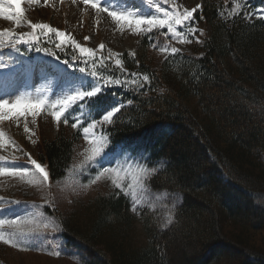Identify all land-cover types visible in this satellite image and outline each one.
<instances>
[{
    "label": "trees",
    "instance_id": "obj_1",
    "mask_svg": "<svg viewBox=\"0 0 264 264\" xmlns=\"http://www.w3.org/2000/svg\"><path fill=\"white\" fill-rule=\"evenodd\" d=\"M232 1L202 2L195 19L209 32L194 56L177 53L157 66L151 46L164 38L152 32L140 35L135 55L120 57L150 81L120 94L125 105L103 132L112 149L132 148L158 167L149 190L181 202L166 227L149 209L135 215L116 193L92 199L82 224L57 213L79 264H264V19L232 14ZM54 53L61 61L81 58L70 48ZM115 96L107 91L101 103ZM76 141L63 131L42 140L37 158L52 182L65 175ZM134 221L143 246L131 240Z\"/></svg>",
    "mask_w": 264,
    "mask_h": 264
},
{
    "label": "rangeland",
    "instance_id": "obj_2",
    "mask_svg": "<svg viewBox=\"0 0 264 264\" xmlns=\"http://www.w3.org/2000/svg\"><path fill=\"white\" fill-rule=\"evenodd\" d=\"M203 1L205 0H173L175 4L180 6V11H183L184 8L192 9L197 5L201 6ZM213 1L226 4L230 0ZM246 1H255L259 5L249 9L244 8L246 9L245 12L257 13V15L251 16L247 20L253 22L260 19L258 15L259 11L264 9V0ZM4 2L6 3V0ZM16 2L21 4L25 13L22 17V26L17 28L12 21L0 18V30L7 29L17 34H23L31 31L27 26L29 21L49 24L53 28L70 34L71 38L82 47L92 49L94 55L80 54L82 56L80 65L81 67L86 66V72L80 73V66L78 68L55 62L44 51L31 56L26 52L21 54L11 47H2L0 48V64H7L8 67L0 69V98L14 102L19 96L27 97L30 95L33 98H44L47 104L68 94L70 83L92 82L93 78L90 75L92 71H97L104 77L115 76L121 80L129 79L126 86L112 85L107 88L132 90L142 88L148 84L143 81L142 76L126 77L121 68L115 65L116 59H120V56L124 53L132 56L136 53L138 39L142 34H134L127 24L121 22L118 25L107 12L92 8L90 6L92 0H89L87 5L83 0H75V2L73 0H48L47 4L44 3V0H40L38 4H29L27 0H16ZM156 3H160V0H156ZM232 3L234 2H230V6ZM101 6L117 12L125 9L148 15L155 12V4H149L148 0H102ZM160 6L171 10L170 4H160ZM191 23L198 29L195 34H188L186 28H177L178 31L188 35L190 43L181 44L174 40L170 34L167 37L162 35L161 33H167L166 28L153 30L164 38V42L151 46L150 53L154 56L157 66L166 58L175 55L171 54V47L179 49L178 53L183 52L194 56L192 45L200 47L202 45L201 40L208 35L209 29L203 23H197L196 21H191ZM201 31L203 35L200 34ZM38 35L41 38L45 37L39 32ZM52 35L55 36L54 33L48 36ZM85 37H89V39L85 41ZM56 43H58L57 40ZM56 43L52 44L48 41L46 45L51 51L66 48L76 50L71 43L58 49L55 47ZM101 44L104 45L103 49L99 48ZM165 46L169 48V51L160 50ZM24 47H26V44L17 45L18 49H24ZM76 51L79 53L78 50ZM29 66L33 67V71L30 76H26L23 69ZM41 66L45 69L43 73L40 71ZM122 68L125 70L123 64ZM60 69L66 70L72 74L73 78L78 79L73 81L65 79L59 71ZM120 73L124 76H121ZM126 73L130 74L127 70ZM132 79L136 80L135 84L131 83ZM119 102L116 100L114 104ZM74 109H76V115H80V110L76 107ZM13 111L24 112L25 110L20 108ZM48 111H51V109L42 110L40 115L35 117L25 114L21 115L18 120L13 118L0 121V132H3L5 136L4 142L0 143V157H4L6 161H11L6 165L7 167L29 170V175L23 179L0 177V220L18 221L14 227L10 228L5 225L0 231H3L6 237L11 238L13 243L19 245V247H12L0 242V264H79L73 250H71L72 254L66 248L62 230L54 215L59 213L61 216H65L72 213L76 221L82 224L88 220L89 210L87 206L90 204L89 202L97 195L114 193L125 195L120 189L113 187L111 181L117 179L114 175L111 178L106 176L96 184H89V180L91 176L95 175L96 169L83 171L76 168L84 158L82 153L89 147L82 134V127L86 126L87 122L91 120L85 116L87 112L84 109L81 126L73 129L71 124L75 120L70 116L66 129L61 130L65 132L67 137L73 133V136L78 138L73 145L72 160L65 175L58 181H49L47 185L42 182L25 154H30L34 160H38L37 156L42 148V140L55 137L59 126L63 125V120L59 124L53 121L51 116L48 115ZM69 111L71 112L72 109ZM25 126L29 129L28 132H25ZM97 132L99 134V129ZM9 140L13 143H8ZM126 149L128 152L121 156V160H124L129 154L135 157L131 148ZM104 152L110 153L108 144L105 146ZM111 159V156H105L101 163L108 166ZM0 166H4L3 161H0ZM112 166L119 167V163L113 160ZM118 182L123 183L127 188L133 182V177L131 175L124 176L122 173ZM84 185L88 186L85 187ZM145 188L144 195L147 196L148 200L146 203L138 205L135 212L132 211L131 197L127 196L130 200L131 211L136 215L140 209L141 211L149 209L159 218L161 226L166 227L171 223V219L170 222L168 220L169 215L171 214L172 217L175 208L181 202L180 196L172 193L153 192L146 186ZM157 195L161 196V199L157 200ZM46 210L49 212H46ZM20 233H24V235L21 236ZM131 237L135 245H145V235L141 224L137 221L133 222ZM56 252H59L60 255H55Z\"/></svg>",
    "mask_w": 264,
    "mask_h": 264
},
{
    "label": "snow or ice",
    "instance_id": "obj_3",
    "mask_svg": "<svg viewBox=\"0 0 264 264\" xmlns=\"http://www.w3.org/2000/svg\"><path fill=\"white\" fill-rule=\"evenodd\" d=\"M39 2L40 0H27V3L29 4H38ZM73 2H75V0H73ZM83 2L86 5L89 4V0H83ZM44 3L47 4L48 0H44ZM148 3L155 4V12L151 15L127 9L120 12H117L116 10H110L107 7L101 6L102 0H92L90 6L94 9H97L98 11L107 12L112 20L118 25H120L121 22L127 24L134 34H147L153 32V30L166 28L167 33H161L162 35L167 37L170 34L174 40L181 44L191 42L188 38V35L178 31L177 28H186L188 34H195L198 29L192 25L191 21L194 20V13L198 8L201 7L200 5H197L192 9L184 8L183 11H180V6L175 4L173 0H160V3H156V0H148ZM160 4H170L171 10L162 8ZM245 4L246 0H244L243 3L240 2V0H234L231 13L239 14V12H243L245 18H250L251 16L257 15V13L245 12ZM24 15L25 13L21 7V4L17 3L16 0H6V3L4 0H0V18L12 21L13 24L18 28L22 26V17ZM258 18L264 19V9L259 11ZM27 26L31 29L30 33L17 34L16 32L9 31L7 29L0 30V48L11 47L15 51H19L17 45L22 43L31 44L33 43V37L35 38V42L39 43L40 37L37 35L38 32L42 33L45 37L51 33H54L55 38L58 41V43L55 45L56 48L59 49L62 46L71 43L72 47L78 50L81 55H94V51L92 49L82 47L79 43L71 38L70 34H66L63 31L53 28L49 24L33 23L29 21ZM200 34L203 35V32L201 31ZM84 39L87 41L89 37H85ZM103 47L104 45L102 44L99 46L100 49H103ZM35 50L37 52L44 51L45 54L49 56H55V53L50 49L36 47ZM160 50L167 52L169 51V48L165 46ZM170 52L171 54H176L179 52V49L171 47ZM85 64L87 65L86 61ZM115 65L116 67L121 68L122 73H124L126 77L142 76V79L145 83L150 81V77L146 74L126 73V70L122 68V61L120 59H116ZM7 67V64H0V69ZM32 71V66L23 69V72L26 76H30ZM40 71L42 73L45 71L43 66L40 67ZM59 71L65 77V79L69 81L78 79L73 78L72 74L68 73L64 69H60ZM79 72L85 73L86 66L80 67ZM90 75L93 78L92 82L70 83L68 94L63 95L54 101H50L47 104L44 98H33L30 95L27 97L19 96L14 102L0 98V121L13 118L18 120L21 115L25 114L35 117L40 115L42 110L47 111L48 109H51V111H48V115L51 116L53 121L59 124L61 120H63V122L67 125L69 123V117L71 116L75 120V122L71 124V127L73 129H77L83 123V109L85 107H89L90 109L95 107L96 115H93L91 121L87 122V125L82 127V134L89 147L82 153L84 158L81 163L76 166V168L83 171L96 169L95 175L91 176L89 180V184H96L106 176L109 178H111L113 175L117 177V179H112L111 181L113 187L120 189L122 192H124L125 196L131 197L132 211L135 212L137 211L138 205L147 202L148 198L146 195H144L146 192L145 181L150 179L158 171V167H149L146 159L143 157V154H139L135 157L129 154L124 160H121V156L128 152L124 146H117V148L114 149L112 153L104 152V148L108 144V136L103 132V127L104 125L111 124L113 122L115 114L121 111V109L124 107V103L122 101L118 104L112 105L101 103L103 90L112 85L126 86L129 83V79L126 78L121 80L119 77L115 76L104 77L97 71H92ZM131 83L135 84L136 80L132 79ZM127 103L131 104L132 101L128 100ZM73 106H76V108L80 110V115H76V109H74ZM20 108H23L25 111H13ZM70 109H72L71 112L69 111ZM66 113H68V115H66ZM96 116H100V118L97 119ZM98 129L100 130L99 134L97 132ZM28 131L29 129L27 126H25V132ZM4 140V133L0 132V143H3ZM8 143L11 144L13 142L9 140ZM25 155L27 156L29 163L35 169V172L39 174L42 182L47 185L50 178L49 172L44 166L34 160L30 154L26 153ZM105 156L112 157V159L108 162V166H104L101 163V160ZM113 160L119 163V167L112 166ZM0 161L4 162V166H0V177L6 176L10 178L23 179L29 175V170L27 169H13L7 167L6 165L11 163V161H6L4 157H0ZM129 161H131V163H129ZM122 173L124 176L131 175L133 177V182L130 183L127 188H125L123 183L118 182V179L121 177ZM84 186L87 187L88 185ZM156 199H161V196L157 195ZM170 219L171 214L168 217L169 222ZM17 223V220H0V229H3L5 225L10 228L14 227L17 225ZM45 227H47V225H45ZM20 235L23 236L24 233H20ZM0 242L12 247H19L18 244L13 243L11 238L6 237L3 231H0ZM55 255L59 256L60 253L56 252Z\"/></svg>",
    "mask_w": 264,
    "mask_h": 264
}]
</instances>
